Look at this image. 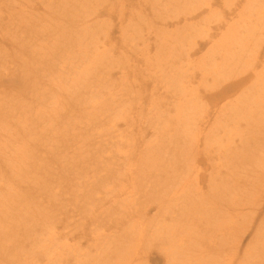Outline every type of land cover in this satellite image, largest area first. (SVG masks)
Segmentation results:
<instances>
[{
    "label": "rangeland",
    "instance_id": "rangeland-1",
    "mask_svg": "<svg viewBox=\"0 0 264 264\" xmlns=\"http://www.w3.org/2000/svg\"><path fill=\"white\" fill-rule=\"evenodd\" d=\"M35 1L8 0L7 16L13 14L15 22L21 21L20 17L27 22L29 16L30 24L35 23L34 32L40 34L39 4ZM101 1L105 3L98 7L101 17L94 27L98 36L86 38L85 43L90 46L92 39L102 38L98 48L105 45L112 48L110 53L95 51L82 56L74 52L77 45L73 41L47 38L32 44L28 39L31 35H23V40L27 39L24 59L35 61L29 73L22 74L17 61L0 65V264L2 253L4 264H91L96 252L106 253L112 244L121 247L122 262L139 253L133 235L140 220L133 212L142 211L146 201L148 193L144 192L150 188L147 176L133 180L124 174L122 164L105 169L103 161L107 156L111 157L109 162L124 159L122 153L128 151L133 165L135 161L150 168L172 164L168 129L175 127L177 112L184 115L178 107L182 96L170 98L169 90L181 82L173 74L179 72L180 65H196L205 52L203 47L187 61L181 56V42L171 43L170 34L162 33L169 32L172 23L168 18L165 25L160 23L171 16L172 7L159 0L66 3L76 6L74 13H80L82 3L94 11L95 3ZM262 7L260 0L255 8ZM7 16L3 23L9 20ZM234 21L240 23L237 18ZM154 31L160 33L158 37L153 36ZM8 32L12 30L8 28ZM9 40L10 36H4L0 44L8 48ZM160 40L162 46H158ZM4 55L0 49V61ZM199 82L196 79L191 85ZM104 105L108 111L102 110ZM7 106L14 117H7L10 112L2 113ZM129 116L134 124L126 129L125 122L131 123ZM22 118L27 121L25 127L16 121ZM263 155L262 148V154L258 152L243 165L238 185L228 193L236 210L240 206L236 199L246 200L247 189L256 186L255 175L246 173L261 167ZM131 199H137L135 205ZM245 211L257 210L252 206ZM153 212L149 209L146 217L150 219ZM125 213L128 222L121 219ZM262 219L264 204L240 245V253ZM121 234L127 236L124 241L118 237ZM138 247L146 250L148 243ZM151 252L158 264H164L160 253ZM114 260L112 256L110 261Z\"/></svg>",
    "mask_w": 264,
    "mask_h": 264
},
{
    "label": "bare ground",
    "instance_id": "bare-ground-1",
    "mask_svg": "<svg viewBox=\"0 0 264 264\" xmlns=\"http://www.w3.org/2000/svg\"><path fill=\"white\" fill-rule=\"evenodd\" d=\"M159 1L166 3L169 9L172 7L171 16L160 21L165 25L168 18L172 29L162 33L170 34L171 43L181 42V56L184 55L186 61L203 47L204 58L191 67L180 65L179 72L173 74L174 79H181V82L177 88L173 86L169 90L170 98L182 96L178 107L184 115L177 112L175 127L168 129L173 146L168 150L172 164L165 168H150L141 167L135 161L133 165L128 151L122 153L124 159L109 162L111 157L107 156L103 161L105 169L115 163L117 169L122 164L124 174L133 180L146 175L150 188L144 192V195L148 194L142 211L133 212L140 220L133 235L139 253L122 262L121 247L117 249V245L112 244L110 251L96 252L91 264H149L150 261L158 264L151 255L152 250L163 256L164 264H264V219L255 227L242 253L239 252L264 204V155L259 159L258 166L261 167L246 173V176L255 175L257 183L247 189L246 200L236 199L240 205L238 210L234 208L232 195L228 196L238 185L243 165L258 152L262 154V148L264 152V0H261L262 9L255 8L260 5V0ZM7 2L0 0V38L10 36L8 48L0 44V49L5 51L0 65L17 61L19 71L29 73L35 61L27 63L24 59L27 39L23 40V35H31L28 39L32 44L47 38L73 41L77 45L74 52L82 56L95 51L106 54L112 49L105 45L101 50L98 48L102 38L95 39L96 42L92 39L90 46L85 43L86 38L98 36L94 27L101 17L98 7L104 5V1L96 2L94 11L82 3L80 13H74L76 6L70 7L67 0L35 1L39 4L40 34L34 32L35 23L30 24L29 16L27 26L23 17L15 22L13 14L9 15L8 24L3 23L8 14ZM109 10L113 12L111 7ZM235 18L240 23L234 21ZM119 25L122 30L121 19ZM159 34L153 32L154 37ZM17 37L18 42L15 41ZM157 50L160 52L159 48ZM196 79L201 82L197 86L191 85ZM48 88L52 90L53 86ZM102 110L108 111L109 107L104 105ZM11 112L10 106L2 111L4 115L9 113L7 117H14ZM131 118H128L131 123L125 122L126 129L134 124ZM16 121L22 127L27 123L25 118ZM204 187L207 188L205 191ZM136 201L131 199L130 203L135 205ZM252 206L257 211L244 212ZM149 209L154 210L150 219L146 217ZM121 219L128 222L126 213ZM118 237L124 241L127 236L121 234ZM0 242L3 245V241ZM144 242L148 243L146 250L138 247ZM112 256L115 257L113 263L110 261ZM1 259L3 264L6 263L3 253Z\"/></svg>",
    "mask_w": 264,
    "mask_h": 264
}]
</instances>
